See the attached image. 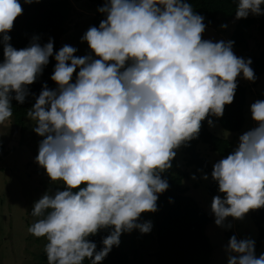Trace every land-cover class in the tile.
Here are the masks:
<instances>
[{
  "label": "clouds",
  "instance_id": "obj_1",
  "mask_svg": "<svg viewBox=\"0 0 264 264\" xmlns=\"http://www.w3.org/2000/svg\"><path fill=\"white\" fill-rule=\"evenodd\" d=\"M235 3V19L264 15V0ZM97 11L105 18L80 37L91 54L77 56L68 44L54 52L51 37L13 47L9 32L23 8L0 0V126L10 127L12 101L35 95L28 86L50 57L56 61V88L45 83L27 112L42 137L35 162L64 186L45 191L30 212L28 233L46 241L47 264H101L122 234L150 233L152 221L141 216L158 211L159 194L169 188L161 174L177 150L198 138L202 122L211 127V117L223 116L238 77L257 79L251 58L233 52L234 41L203 39L204 17L188 0H104ZM250 113L255 126L212 165L218 194L210 210L221 228L232 227L228 217L243 220L264 208V100ZM102 230L108 234L98 250L90 237ZM224 251L227 264H264L253 238L234 234Z\"/></svg>",
  "mask_w": 264,
  "mask_h": 264
},
{
  "label": "trees",
  "instance_id": "obj_2",
  "mask_svg": "<svg viewBox=\"0 0 264 264\" xmlns=\"http://www.w3.org/2000/svg\"><path fill=\"white\" fill-rule=\"evenodd\" d=\"M19 2L23 8V14L16 18L14 27L9 32L12 46L16 49L24 48L29 45L33 36H39V43L43 45L51 37L53 38L54 52L58 51L61 37L67 32V22L71 11L70 0H38V2L34 0L30 4L24 3V0H19ZM89 2L95 8L92 25L98 26L100 20L105 18L104 14L97 11L104 0H89ZM188 2L192 4L195 12L204 17L203 22L207 27L213 26L219 21H229L235 17V0H188ZM258 19L262 20L259 29L264 38V17L262 16L238 19L228 38V40L234 41L233 52L242 50L246 52L247 57H252L250 67L254 70L257 78L264 73V49L258 55H253L247 49L250 36L249 29ZM0 59H2V48H0ZM55 63L54 58L50 57L48 65L43 68V72L36 82L28 86L30 93L35 95H29L23 104H19L15 100L12 101V119L16 126H24L27 112L45 83L49 89H54L55 82L50 77ZM237 84L233 103L226 105L223 116L217 118L220 126L231 132L239 131L244 123L246 88L238 82ZM211 119L214 121V116ZM199 143L207 144L212 151L217 152L222 157L230 154L235 148L231 141L214 135L208 129L207 121L202 122L198 138L191 140L188 146H181L179 149L182 151L183 160L187 166H192L194 169L203 172H211L212 167L197 148ZM3 151L4 148L0 142V152ZM176 167L177 159L175 157L172 161V167L161 174L163 178L167 179L169 188L164 193L159 194L158 211L148 213L153 220V230L155 228L156 263L154 264H210L212 245L205 233V228L212 221V217L202 209L192 196L186 194L188 187L182 185V177L186 173H180ZM216 191L217 183L213 181L209 187V193L213 195ZM169 198L172 200L171 203ZM250 218L258 229L255 252L259 256L260 253H264V247L262 251H259L264 237L262 226L264 208L250 211ZM107 234L108 230H102L97 235L90 237L97 244L98 250L103 247L101 241ZM120 241L119 246L113 247L101 264H130V253L121 246L122 235ZM135 248H137L135 254H137L139 261H143L144 251L146 256L152 258V255L148 253L150 251L147 249V242H139ZM36 264H47L44 250L40 252ZM85 264H88L87 260Z\"/></svg>",
  "mask_w": 264,
  "mask_h": 264
},
{
  "label": "rangeland",
  "instance_id": "obj_3",
  "mask_svg": "<svg viewBox=\"0 0 264 264\" xmlns=\"http://www.w3.org/2000/svg\"><path fill=\"white\" fill-rule=\"evenodd\" d=\"M70 2L71 11L67 22V32L61 37L60 48L68 44L78 49L75 53L77 56L91 54L87 42H81L80 37L89 26H93L92 18L95 8L89 0H70ZM248 17L259 18L261 16L249 15ZM237 20L234 17L226 22L219 21L213 26H206L203 39H211L213 42L227 41ZM261 22L262 20L258 19L249 29L247 50L253 55H258L264 49V38L259 29ZM222 24L227 25V27L222 28ZM234 53L238 57L252 58L251 56L247 57L246 52L242 50ZM237 82L246 88L242 128L237 132L227 131L220 126L217 117H214V126L208 125V129L214 135L231 141L234 147L238 143L239 135L255 126V122L251 119L250 105L256 100H264V73L254 82H249L242 75L237 78ZM54 88H56V84ZM34 124L35 122L26 116L23 127L16 126L13 119L10 127L0 126V142L4 148V151L0 152V264H36L38 262L39 254L44 250L45 240L43 238L37 240L28 233V228L35 219L30 215V212L34 201L38 200L45 191H55L57 187L62 190L63 186L62 183H52L45 174V170L35 162V157L38 154V143L42 137L33 131ZM197 148L201 155L208 160L211 167L214 162L223 158L205 143H199ZM176 159L177 170L180 173H186L182 177V185L188 187L186 194L192 196L202 209L212 217V221L205 228V233L212 245L210 264H227L224 246L230 236L235 234L237 239L253 238L256 244L258 229L250 218V212L243 220L228 217L225 223H231L230 229L216 226L214 215L210 210V203L218 191L213 195L209 193V187L213 182L211 172H203L194 169L192 166H187L180 149L177 150ZM205 173L208 174L207 180L202 179ZM193 174L196 176L195 180L192 179ZM143 220H151L153 224L148 213L142 214L141 221ZM262 226L264 229V223ZM154 238L155 228L153 230V227L151 232L147 234H142L135 229L131 233L122 234L121 246L129 251L130 264L156 263ZM144 241L147 242V249L150 251L148 253L152 255V258L146 256L144 251L143 261H139L137 254H135V249H137L135 247L137 244L139 245V242L143 243ZM263 247L264 237L259 251H262Z\"/></svg>",
  "mask_w": 264,
  "mask_h": 264
}]
</instances>
